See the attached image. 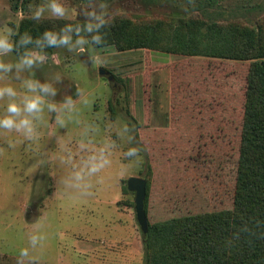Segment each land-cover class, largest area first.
Masks as SVG:
<instances>
[{
  "label": "rangeland",
  "instance_id": "rangeland-1",
  "mask_svg": "<svg viewBox=\"0 0 264 264\" xmlns=\"http://www.w3.org/2000/svg\"><path fill=\"white\" fill-rule=\"evenodd\" d=\"M63 2L76 13L74 20L63 22L84 23L79 13L87 1ZM46 3L33 0L25 9L14 10L9 0H0V26L6 22L19 30L24 19H31L30 8ZM107 3L117 13L113 19L135 25L160 22L166 28L202 21L264 28V0H217L207 9L198 0L194 6L187 0ZM45 16L36 23L55 21L59 27L56 22L61 20ZM15 56L13 52V60ZM93 56L107 62L91 63ZM250 64L160 48L119 51L112 44L88 48L84 55L55 48L53 56L34 69L41 82L55 73L64 76L55 85V101L66 95L75 98L79 87L91 104L77 119L99 125L97 140L116 139L117 128L125 123L135 126L136 140L117 141L113 166L100 174L94 196L78 199L58 191L56 180L65 170L54 160L32 168L44 151L56 154L54 135L67 132L57 128L51 114H45L39 142L24 141L16 133L0 135V264H16L31 223L42 214L48 235L43 264H224ZM102 69L115 80L102 75ZM12 83L19 87L18 81ZM3 104L0 101V112ZM81 127L71 124L68 134L78 139ZM129 147L142 149L140 159L132 162L126 176L118 177L120 164L129 163L123 156ZM131 177L148 180L151 261L136 219L135 195L126 188Z\"/></svg>",
  "mask_w": 264,
  "mask_h": 264
},
{
  "label": "clouds",
  "instance_id": "clouds-1",
  "mask_svg": "<svg viewBox=\"0 0 264 264\" xmlns=\"http://www.w3.org/2000/svg\"><path fill=\"white\" fill-rule=\"evenodd\" d=\"M187 3L194 6L195 0H187ZM183 10L187 11V6ZM30 12L31 19L36 22L45 19L46 13L48 17L62 21L74 20L76 16L75 11H70L63 0H48V3L38 5L34 10L30 8ZM79 14L83 16L84 23L68 22L58 30H45L35 39L25 31L19 35V40L14 42L12 38L18 35V29L9 27L6 22L0 26V101L4 102L0 112V135L16 133L24 141L39 142L40 128L46 125L45 114H51L57 128H65L67 132L65 135H54L56 154L50 156L44 151L32 168L35 171L54 160L65 170L57 177L58 191L62 195L87 199L94 196V188L100 180V174L112 168L113 157L119 147L117 141L126 140L132 144L136 137L135 126L125 123L117 128L116 139L106 136L97 140L99 125L77 119L82 108L91 104L88 94L76 87L75 98L66 95L62 101L56 102L58 89L55 85L62 83L64 76L55 73L44 82L35 78L34 69L42 67L49 58L45 51L48 48H63L79 54L85 53L88 48L94 51L104 46L106 30L111 27L117 13L110 10L106 0H87L86 6ZM14 51L17 55L13 60ZM90 61L102 64L107 62V58L93 56ZM12 81H18L19 87L14 86ZM73 123L82 125L78 139L68 134V129ZM141 151L139 147H129L123 153L129 163L120 164L115 174L118 177L126 176L132 162L139 161ZM44 226L43 214L31 223L26 234L27 246L19 250L16 264H43L42 250L48 240ZM241 234L264 239V224L255 221L253 227L245 223L233 233L228 244L240 240Z\"/></svg>",
  "mask_w": 264,
  "mask_h": 264
},
{
  "label": "trees",
  "instance_id": "trees-1",
  "mask_svg": "<svg viewBox=\"0 0 264 264\" xmlns=\"http://www.w3.org/2000/svg\"><path fill=\"white\" fill-rule=\"evenodd\" d=\"M9 1L13 9L18 10L25 9L33 0ZM198 1L204 9L214 6L217 2ZM56 23L59 27L55 25V21L36 23L34 20L24 19L14 42L18 41L19 35L25 31L35 39L45 30H58L65 24L62 20ZM106 31L104 46L112 44L119 51L160 48L166 52L185 55L251 61L247 76L240 155L233 195V218L228 241L245 223L253 227L255 221L264 224V28L256 30L236 24L227 26L202 21H191L181 26L170 25L165 28L160 22L135 25L125 18H118L113 19L111 27ZM45 51L51 58L55 48H48ZM14 53L17 55L15 51ZM147 160L149 162L148 155ZM152 232L149 221V233L143 237L147 258L150 261L153 257ZM191 245L192 242L189 241V246ZM224 264H264V239L241 234L240 240H234L231 245L227 242Z\"/></svg>",
  "mask_w": 264,
  "mask_h": 264
},
{
  "label": "water",
  "instance_id": "water-1",
  "mask_svg": "<svg viewBox=\"0 0 264 264\" xmlns=\"http://www.w3.org/2000/svg\"><path fill=\"white\" fill-rule=\"evenodd\" d=\"M84 55V53H80ZM102 75L108 76V79L113 82L115 77L107 70H101ZM126 187L129 192L134 193V208L136 213V219L140 226L143 236H147L149 233V220L146 214V196H147V180L143 177H131L126 182Z\"/></svg>",
  "mask_w": 264,
  "mask_h": 264
}]
</instances>
